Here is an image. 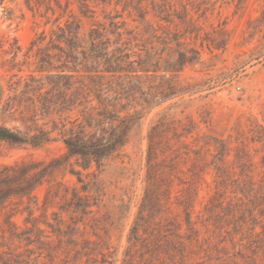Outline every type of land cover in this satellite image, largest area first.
Instances as JSON below:
<instances>
[{"label": "rangeland", "instance_id": "374dc122", "mask_svg": "<svg viewBox=\"0 0 264 264\" xmlns=\"http://www.w3.org/2000/svg\"><path fill=\"white\" fill-rule=\"evenodd\" d=\"M67 22L106 57L85 65L80 54L66 63L78 71L62 72L54 31ZM109 114L133 119L119 153L100 167L52 163L65 135L99 136ZM0 125L52 138L0 140L13 188L0 204V264H122L150 142L155 178L173 188L171 220L185 222L196 197L180 264H264V0H0ZM73 192L93 212L76 211Z\"/></svg>", "mask_w": 264, "mask_h": 264}, {"label": "trees", "instance_id": "16d2710c", "mask_svg": "<svg viewBox=\"0 0 264 264\" xmlns=\"http://www.w3.org/2000/svg\"><path fill=\"white\" fill-rule=\"evenodd\" d=\"M54 33L58 41L65 43L64 46H61V51L65 58L63 65L60 67L62 72L70 70L78 71L75 66V68L70 67L66 63H76L80 58V54L85 60V65H87V61L92 57L95 59L106 57V48L100 47L99 42L96 41L97 37H94L93 34H91L92 47L90 51H87L79 43V23L67 22L64 26L58 25V30L54 31ZM60 76L65 78L66 74L63 73ZM101 96L97 94L100 101ZM108 117L112 121L110 127L108 131L102 128L106 132H102L99 136L96 131H89L85 127L75 131L72 130L70 135H65L63 142L67 151L62 157L54 158L52 163L64 159L70 161L71 158H75V162L84 168L91 167L93 163H96L100 167L106 159H110L119 153L129 140L133 119L127 116H112V114H109ZM0 140H5L16 145L37 147L44 142L51 141L52 138L46 136L45 132H42L41 135L27 137L15 130L0 125ZM155 164L152 144L150 142L147 153L145 193L136 219L128 234V245L124 251L122 264H148L156 258L159 261L158 264H180V262L185 260L184 252L188 250L189 242H192V237L188 236V233H183V226L186 223L191 232L195 231L192 210L196 197L194 195L188 197V205L185 207V222L178 219L172 221L171 216L167 212L168 208L163 202V195L166 194V197L171 195L173 188L169 180H165L164 188L161 182L156 180ZM26 167L27 165L22 168ZM72 171L77 175L79 174V170H75V168ZM13 176H16V174ZM9 178V174L3 175L0 178V204L8 198L13 189L8 184ZM28 183L30 187L33 186L32 179L28 180ZM196 188L195 195L197 194ZM73 194V201L70 200L69 203L74 202L73 208L76 211L81 210L85 214L93 212V209H91L92 204L80 199L77 192H73ZM59 222H63L62 218H59ZM85 241L87 240L85 239ZM101 253L105 256L103 251Z\"/></svg>", "mask_w": 264, "mask_h": 264}]
</instances>
